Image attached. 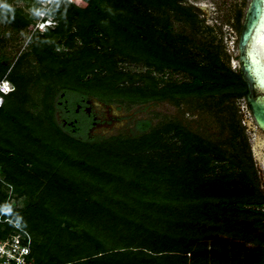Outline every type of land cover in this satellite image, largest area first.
I'll list each match as a JSON object with an SVG mask.
<instances>
[{"label":"trees","instance_id":"16d2710c","mask_svg":"<svg viewBox=\"0 0 264 264\" xmlns=\"http://www.w3.org/2000/svg\"><path fill=\"white\" fill-rule=\"evenodd\" d=\"M31 1L29 13L0 2V83L12 86L0 93V239L26 232L33 264H263L264 192L234 103L247 88L193 7ZM40 13L54 26L10 62L4 30ZM88 98L184 106L217 128L152 113L136 134L90 138L91 118L67 125Z\"/></svg>","mask_w":264,"mask_h":264},{"label":"rangeland","instance_id":"374dc122","mask_svg":"<svg viewBox=\"0 0 264 264\" xmlns=\"http://www.w3.org/2000/svg\"><path fill=\"white\" fill-rule=\"evenodd\" d=\"M7 1L13 6L29 13L32 5L31 0H0ZM250 0H183L182 5L191 6L199 20H202V25L209 28L204 30V36L213 37L214 44L221 51L222 58L228 62V66L234 70L239 71L238 63V40L240 34L241 24L244 20L245 13ZM71 3V2H70ZM78 7L85 6L82 1H74ZM75 5V4H74ZM76 5V6H77ZM40 15H38L39 17ZM45 19L52 20L50 16L45 15ZM38 23L30 25L23 32L16 35L11 30H4L6 37V46L2 51L5 57L10 61H14L17 55L26 50L28 40L31 34L35 31L34 27ZM51 27L54 26L52 21ZM177 28V24L175 25ZM1 30V28H0ZM43 31V30H42ZM40 31V32H42ZM171 79L179 80V75H172ZM7 89L11 90L10 83H6ZM235 106L238 108V114L241 119V124L244 126L245 135L252 153L254 167L257 171L259 178L260 189L264 192V156L258 157L255 152V141L257 132L259 131L254 123L249 106H247L244 98L234 100ZM96 111L98 125L95 131L92 132L94 138L109 137L116 134L133 135L136 134L134 130V122L140 118H148L152 113L166 116L179 115L180 111L183 113V119L187 122L188 126L196 131L202 129L206 132L213 133L216 130L214 119L206 112H199L197 110H187L184 106L178 112L177 108L171 106L169 103H156L147 104L143 106L132 107L129 111L124 108H118L117 105L104 106L96 100L93 102ZM90 110V109H89ZM58 113L55 112L57 122H60L56 117ZM157 119H153L155 122ZM249 264H255L252 261Z\"/></svg>","mask_w":264,"mask_h":264},{"label":"bare ground","instance_id":"6f19581e","mask_svg":"<svg viewBox=\"0 0 264 264\" xmlns=\"http://www.w3.org/2000/svg\"><path fill=\"white\" fill-rule=\"evenodd\" d=\"M242 39V58L249 76L255 81L256 91L264 95V0H254ZM259 130V129H258ZM255 152L264 156V133L257 132Z\"/></svg>","mask_w":264,"mask_h":264},{"label":"built area","instance_id":"2783aa9c","mask_svg":"<svg viewBox=\"0 0 264 264\" xmlns=\"http://www.w3.org/2000/svg\"><path fill=\"white\" fill-rule=\"evenodd\" d=\"M40 5L48 8L53 0H38ZM74 2L75 0H68ZM38 23L34 30L42 31L45 28L44 13L39 14ZM16 233L0 239V264H33L30 260V237L26 232L17 228Z\"/></svg>","mask_w":264,"mask_h":264},{"label":"water","instance_id":"95a60500","mask_svg":"<svg viewBox=\"0 0 264 264\" xmlns=\"http://www.w3.org/2000/svg\"><path fill=\"white\" fill-rule=\"evenodd\" d=\"M254 0H250L244 20L241 25V30L239 34V40H238V63H239V73L241 75V78L243 82L246 85L247 93L245 97V101L247 106H249V110L251 112L252 118L254 120V123L257 127V129L261 130L262 133H264V95L259 94L256 91L255 87V81L252 80L251 76H249V73L247 72V68L245 66V61L242 58V50L240 49L242 46V39L245 35V29L248 24L249 16H251V8L253 5ZM264 264V262H263Z\"/></svg>","mask_w":264,"mask_h":264},{"label":"flooded vegetation","instance_id":"af4514ba","mask_svg":"<svg viewBox=\"0 0 264 264\" xmlns=\"http://www.w3.org/2000/svg\"><path fill=\"white\" fill-rule=\"evenodd\" d=\"M240 30H241V28H240ZM95 100L92 99V98H88L86 100H81L83 104H87V105L86 106H83V107L81 105H77L76 108H75V110H74V114L75 115H71L69 122H67L68 124L65 122V120L67 118L66 116L69 114V110L67 108V103H66V100H65V102H64L63 105L61 103H59V106L60 107H63V108H62V110H59L58 109L56 111V114L58 113V115H56V117H58L60 119L59 121L63 125L67 124V125H69V127L71 126L73 128H74V125L75 124H78V123L82 124L84 121L86 122V120L84 119V118H86V116L88 118H91V120H92L91 121V128L89 129L88 136L90 138H94L93 135H92V132L95 131V127L99 124L98 123L99 120L96 117V114H97L96 111H92V109H91V108H95L96 107L95 104L93 103ZM96 101L99 102V103H101L104 106L105 105L106 106H110V105L104 104V103H102V102H100L98 100H96ZM76 115H78V117H76Z\"/></svg>","mask_w":264,"mask_h":264},{"label":"clouds","instance_id":"9594fccd","mask_svg":"<svg viewBox=\"0 0 264 264\" xmlns=\"http://www.w3.org/2000/svg\"><path fill=\"white\" fill-rule=\"evenodd\" d=\"M43 21H44L45 27L50 26V25L52 24V21L49 20V19H45V18H44ZM6 83H8V82H2V83H0V93H2V94H5V93H7V92L10 91V90L7 89V87L5 86ZM0 102H1V98H0Z\"/></svg>","mask_w":264,"mask_h":264}]
</instances>
